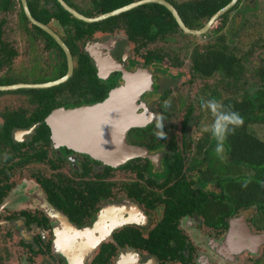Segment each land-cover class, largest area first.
Returning <instances> with one entry per match:
<instances>
[{
	"label": "flooded vegetation",
	"instance_id": "1",
	"mask_svg": "<svg viewBox=\"0 0 264 264\" xmlns=\"http://www.w3.org/2000/svg\"><path fill=\"white\" fill-rule=\"evenodd\" d=\"M70 1L76 6L73 7L82 12L83 14H85L86 12H95V9L93 7V0L92 6L90 5V8L77 5L73 0ZM18 2L20 10L22 8L24 11L21 0H18ZM10 3H12L11 7H9L8 9L0 8V11L9 12V10H12L15 7L16 2L15 0H10ZM33 17L36 18L34 15ZM27 19L28 21L22 20L20 16H18V19L16 21V27L20 29H18L17 31H13L10 30L8 27H4L5 25H7L6 19H4L5 21L2 24L1 39H3V41L7 43L9 47H12V49L17 52L16 57L19 54V48H17L16 40L18 37L17 35L23 30H26V32L32 31V36L35 37V39H41L44 42V46L48 49V51L54 50L53 52H56L57 55H60L57 48H51L48 46L45 36L42 33L38 32L34 27V25L36 24H34L28 17ZM36 19L39 20L38 18ZM57 23L59 27L64 28L58 21ZM46 24L49 25L55 32H57L63 39L64 35H62L61 30L58 31L54 27L56 25L52 20ZM117 30L123 31L126 39H128L132 43H135V41L129 38L128 34L126 33V29H124L122 26L116 27L113 31L117 32ZM96 32L102 33V31L100 30H97ZM96 32L94 33V35L96 34ZM94 35H92L93 37L91 36L92 38L88 37L85 41L77 40L79 52H81V54L88 53V56H90L94 66L97 68L99 76L101 72L95 64V59L92 56V53H96L98 55L102 54L103 56L104 54H106L107 57H104L101 61V71L105 72L107 69H109V77L111 75L119 76V78L117 79V83L112 88L124 82V73L122 72V70L113 68L116 66V60L120 62L122 67L125 65L128 71L130 72H127L126 76H132L133 74L131 73H136L138 68H149L151 70L152 84L149 85V88L140 92L139 96L133 101V110L135 112L144 113L147 108L145 114H151L147 118V121L144 125H131L129 131L127 132L126 138V145L142 147L144 149V151L142 152H146V154H133L127 159V161L116 166L95 159L87 153L78 152L66 146L56 144V142L52 139L50 124L47 122L46 119L49 114L46 116L45 121L49 125L50 129V142L46 143L45 141L39 140L31 144L32 134L34 133L35 127L38 125V122L32 123V125L29 127H20L15 128L14 130L12 129L11 131L13 140L16 144L18 143L20 145L13 146L12 144H5L0 141V194L3 193L0 199V241L6 246L4 247L3 245H0V264H79L77 263L74 257L75 255H78L79 252L78 249L72 248V243L81 244L79 249H81L82 252L85 251V253H83L84 261L81 264H91L92 259L99 251H101V246L104 243H109L115 246V253L110 256V258L105 262V264H196V259H203L202 264H211V261L208 258L210 254L208 244L199 240L200 238L198 232H202V236L205 235V237H212V229L219 230V234H227V238L229 237L230 231L233 234L236 233V240L230 237V254H241L236 258L233 264L260 263L261 257L264 253V213H262L255 204H252L248 207L239 206L231 213L228 211L227 208V211L225 213L229 214H225V220L223 219L220 221V223L217 224H214L210 218L207 219L206 215L201 214L197 211L182 214L175 221V224L176 228L182 232V239L186 241L185 248L183 249V255L185 256L184 260L174 261L169 259L168 257H162L160 255L158 256L156 253L151 252L148 248L145 247L139 248L130 245L121 246L117 243L114 238L115 232L120 231L126 226H132L136 228L145 239H150L154 237L158 240V242L167 240L163 239V237L166 238V233H157V231H168L165 225H163L160 230V225L162 222H164L165 213L173 209V207H175V205L179 204L178 202H180L176 198L177 196L175 194V190H178L179 188L177 185L179 178H182L187 182L194 181L196 185L201 186V188L206 191L212 189L218 190V188L212 182L206 183L205 186L202 187L200 183L202 179H196L198 173L203 170V168L205 169L206 166L202 165L201 167H199L194 165V156H192L193 158L189 157V155L193 153V150H191V145L189 142V139L191 138H188L185 132L187 131V123L191 120V114L189 115V119L187 120V122L184 121V118L181 121L182 135L180 140H178V138L174 134L169 135L167 133V130H165V127H163V116L167 115L170 110L177 107L170 101L171 92L169 91V88H166L165 92L162 93L160 96L161 99L157 103V106L161 112V115L156 117L158 110L153 108L149 96L153 97L154 95H160L161 86L159 73H164L163 66L161 65L164 56H162L161 59H152L150 62L147 63L145 58V55L147 53L146 52L142 56V60H131L128 58V55L125 52V46L120 44L122 39L112 41L110 46H106V43L102 42L100 39L94 38ZM8 36L10 38H7ZM12 36L16 40L15 42ZM31 40H34V38ZM93 42L95 44H92ZM142 46H139L138 49L135 46V52L140 51V47ZM152 50L162 52L161 50L157 49ZM166 56L168 57V55ZM60 58L61 59L59 61H54V65H52L47 60V65L50 68L54 69L55 72H59V68L62 67L61 55ZM73 59L75 68L78 61V54H73ZM178 62L179 60L177 58L175 64L173 65L180 64ZM194 67L195 66H193V69ZM66 72L67 69L63 75L51 78L50 80L60 78L64 76ZM197 73L201 76H206L201 72ZM217 73L220 72H215L213 75ZM151 86L153 87L152 89ZM112 88H110L109 91ZM205 89L210 91L209 95L211 98V90L208 87H205ZM16 90L11 91L15 92ZM106 97L100 101H103L104 99H106ZM84 104L71 107H64L74 108ZM161 106H164V108H161ZM192 110L193 109L191 108V111ZM19 111L24 112L25 115L27 114V110L24 108L10 110V112L13 113H19ZM5 112H8V110L2 112V122L0 123V126L3 123V113ZM31 113L29 115H31ZM137 127L151 128H149L145 133L141 134L140 137L136 138L133 131ZM30 128H32V130H30ZM155 128L160 133V136L151 135V132H153ZM149 135H151L149 138L143 139V137H148ZM154 145L156 146L152 147ZM196 146L197 142L193 147L195 153ZM61 147L73 150V152L66 154L64 151L61 150ZM42 149L47 154L44 160L37 158L36 155H33L35 151ZM175 149L177 151H180L181 156L183 158L181 160L182 166L181 168H179L180 175L177 177L174 175V172L172 170V166L174 163V157L172 155ZM52 150H54L53 153ZM51 153L53 154V156L51 155ZM85 156L90 157L88 158ZM200 156L201 158L203 157L201 153ZM73 158L75 159V161L73 163V167L71 168L68 166V163L70 159ZM90 158L94 159L93 162H90ZM202 159H204V157ZM96 160L101 161V164L94 162ZM87 161L91 164V170L89 174L83 173L82 168V164ZM148 161H150L151 166L148 165ZM46 162L49 163L50 166H52L51 164L53 163L54 165L51 168H53V170L55 169L56 172H54V174H51L50 176L43 173L34 174V187L37 188V194L34 198H37L39 200V203L34 204L32 203V201L30 202L27 199L24 200V198H21L18 193H15V195H11L10 197L9 193L13 187L9 182L11 181L10 176L16 169H21L22 166H25L28 163L41 164ZM67 168L71 171L65 170ZM95 181H98L103 185L102 189L100 190V193L103 196H100V202L98 204L97 209H94L89 216L82 215L83 220L81 221L75 219L78 218V215H72V213H70L71 206H69L68 209H66L65 207L62 208L58 205L57 202H53L49 198V195L52 194L55 197L62 196L63 199H66L67 195L64 189L66 191H69L70 188H73L75 189L74 193H77L81 191L82 184ZM24 195L29 197L26 192L24 193ZM117 202L124 203L125 206L128 207H125L127 213H124V210L120 211L124 216L128 217V215H130V213L128 212L130 210L129 207L134 206L133 208H136L138 212H141V210L144 212V217L142 216V219H134L135 217L131 218V220L134 221L133 223H126L122 226H118V228L113 230L110 235H105L107 231H105L106 227L104 226H106V224L102 225L103 228L101 231L98 230L95 226H89L90 222H92L94 225L97 224L96 222L98 218H100L102 215H105L106 207H108V204H111L109 206H112V204H117ZM74 203L80 204L81 199H75ZM46 206L51 207L52 210L47 209ZM252 206H256L257 211L251 217L247 216L244 212H242V210L249 209ZM138 207H140L141 209ZM53 212H56L57 215ZM108 213L114 214L113 224H119L120 222H122L123 217H118L112 210H109ZM58 220L61 221H59L58 223ZM190 222L192 223L190 224ZM164 223L166 224V222ZM188 224H190V226ZM81 230L83 233H85H82V236H80L81 233L77 232ZM99 233H101L100 236L98 235ZM224 235L220 237H223ZM251 235H253V238L251 237ZM93 236L99 238V240H92ZM243 236L247 237V242L242 248L238 249V247L240 246V244L237 243L240 242L238 240V237L242 239ZM15 238L18 240H16ZM171 238L172 237L169 236V243H162L167 246L169 244L170 246H172L173 241L171 240ZM211 239L219 240V238L215 239V237ZM75 240H77V243L75 242ZM13 241H16L20 244L19 247L22 248L21 253L15 251V249L7 248L8 244L6 243H12ZM252 244L253 246L250 248ZM91 249L93 250V254H89ZM124 249L126 250V252L122 253L121 250L123 251ZM166 249L169 250L168 247H166ZM138 252L144 253L143 259L135 255V253ZM259 253H262V255L257 256V254ZM229 263L230 262L226 264Z\"/></svg>",
	"mask_w": 264,
	"mask_h": 264
},
{
	"label": "trees",
	"instance_id": "2",
	"mask_svg": "<svg viewBox=\"0 0 264 264\" xmlns=\"http://www.w3.org/2000/svg\"><path fill=\"white\" fill-rule=\"evenodd\" d=\"M70 5L75 6L70 0H66ZM134 0H93L94 13L86 12L89 16H95L99 13L106 12L126 5ZM178 9L185 23L193 28L202 27L210 17L221 7L226 5L230 0H168ZM243 0L230 8L227 12L220 16L218 26L212 27L209 31L215 32V41L206 45L207 52L195 54L200 56V62H197L194 69L206 76H211L215 72L223 74L227 87L236 86V90L221 98L218 91L211 93V98L220 100L221 123L228 121V130L223 138L218 141L216 135L213 134V126L205 132L197 141L196 156L194 157V165L201 167L205 165V169L201 170L196 179L200 181L202 187L206 183L212 182L218 188L212 190H204L201 186L196 185L194 181L187 182L182 178L178 179V190H175L176 198L180 201L173 209L167 211L164 216L163 225L168 231L165 243H169V236L172 237V246H167L162 242H158L156 238L145 239L141 233L132 226H126L118 232H115L114 238L121 246L130 245L135 247H145L158 256L168 257L171 260H184L183 249L186 241L181 237L182 232L176 228L175 221L187 212L197 211L210 218L214 224L225 220V213H231L237 207H248L255 204L258 209L264 213V138L260 137L252 128L256 124L264 127V62L255 68L257 77L254 87L247 88L241 83L244 74L243 59L247 56L241 54L240 48L230 36V32L223 31L230 13L239 9L240 12L245 11L240 8ZM28 5L32 14L44 23H49L55 19L65 30L63 36L64 41L71 48L73 54H78V61L74 68V73L66 81L46 88H20L15 92L25 93L29 100L37 104L36 109L31 115H25L24 112H8L3 113V123L0 126V141L5 144H16L12 137V129L20 127H29L34 122H38L32 134V142L45 141L50 142V129L45 118L55 108L66 106H77L84 103H94L100 101L108 95L109 89L116 83L119 76H110L104 79L98 75L97 68L94 66L88 53L81 54L79 52L77 40L85 41L88 37L94 35L97 30L102 32H112L116 27H123L126 33L133 41L139 42V46L147 45L156 39H166L169 35L176 33H185L178 25L174 16L166 6L156 2L145 3L135 8L122 12L118 15L110 16L106 19L85 22L66 10L58 0H28ZM12 6L10 0H0V8L8 9ZM76 7V6H75ZM247 7V6H246ZM242 17L234 16L235 20H239L238 26L245 27L248 24L246 13H238ZM19 16L22 20L28 21L23 9L21 8ZM233 21L236 24V21ZM4 18L0 19V68L5 65H12L17 52L9 47L7 43L1 39L2 24ZM233 24V25H234ZM235 26V25H234ZM36 30L42 33L49 47L57 48L62 57V67L59 72H55L51 78L61 76L67 69L66 56L61 46L55 39L44 31L42 28L34 25ZM235 28V27H234ZM209 31L207 33H209ZM260 46L264 47V34L260 37ZM197 53V51H195ZM146 62L152 59H161L163 52L153 51L149 49L145 55ZM243 56V57H242ZM10 76V75H9ZM8 76V77H9ZM0 76V84L15 82L14 79ZM7 78V79H1ZM50 78V79H51ZM226 78V79H225ZM47 79V80H50ZM245 81V80H244ZM238 83L241 84V91L238 90ZM229 89V88H228ZM8 91H5V93ZM0 91V94H3ZM60 96V98H59ZM76 99V100H75ZM191 108L184 116L187 122ZM232 114L239 117L238 122H233ZM151 127H137L133 133L136 138L145 133ZM134 136V137H135ZM223 144V150L218 155L215 151L217 143ZM157 145V144H156ZM156 145L152 146L155 147ZM66 154L72 153L73 150L62 148ZM40 151V152H38ZM33 153L37 158L46 157V152L38 150ZM42 151V152H41ZM200 153L204 159L199 158ZM86 155V154H85ZM174 163L172 170L177 177L180 175L182 166V156L180 151L173 152ZM90 157V156H85ZM93 162V158H90ZM101 164V161H94ZM54 165L53 163L51 164ZM148 165L151 166L150 161ZM139 166V165H138ZM83 173L89 174L91 164L87 161L82 164ZM179 169V170H178ZM199 182V181H198ZM103 185L98 182H89L82 184L81 191L74 193L75 189L70 188L65 191L67 198L62 196L49 195L53 202H57L62 208L68 209L71 206L72 215H78L75 218L79 221L83 220V216H89L99 204L100 190ZM98 190V191H97ZM3 193L0 194V199ZM103 196V195H102ZM81 199V203H74L75 199ZM174 237V239H173ZM169 250L166 249V247ZM115 253V246L104 243L99 251L92 259L91 264H105V262Z\"/></svg>",
	"mask_w": 264,
	"mask_h": 264
},
{
	"label": "rangeland",
	"instance_id": "3",
	"mask_svg": "<svg viewBox=\"0 0 264 264\" xmlns=\"http://www.w3.org/2000/svg\"><path fill=\"white\" fill-rule=\"evenodd\" d=\"M73 1L75 2V4L80 5L82 7L90 8V5L92 6V0ZM15 2V7L12 10H9V12L0 11V18L6 19L7 22V25H5L4 27H8L10 30L13 31H17L18 29H20L16 27V21L19 16L18 14L20 6L18 0H15ZM240 8L245 11L240 12L239 9L232 11L230 13V18L228 19L223 31L230 32V36L235 40L234 42L240 48V51L242 52L241 54H245V56L247 55L242 61L245 71L243 74V78L241 79V83L244 84L247 88H250L254 87V82L256 83L257 81V77L254 73L255 68L260 66L264 62V47H261L259 45L261 43L260 37L264 34V0H243L240 5ZM244 12L246 13L249 21L245 27H240L238 26L240 21L235 20L234 16H238V18H240L242 17V15L238 13ZM234 20L236 21V24L233 23ZM52 21L56 25L54 27L58 31L61 30L62 35H65L64 29L58 26L57 21ZM219 22L220 21L217 20L212 25V27L218 26V24H220ZM212 27L210 29H212ZM32 34V31L26 32V30H23L17 35L18 37L16 40L17 48H19V54L16 58H14L12 65H5L0 68L1 77H8L10 75L8 78L14 79L15 82H44L54 75L55 70L50 68L47 64L49 61L52 65H54L56 61H59L61 59L60 55H57L56 52H53L54 50L48 51V49L44 46V42L41 39H35ZM215 37L216 35L214 31H209V33L200 35L189 33H176L174 35L167 36L166 39H159L150 42L147 45L140 47V51L135 52L134 48L138 45V42L132 43L131 41L126 39L123 31L117 30V32L113 31L110 33L96 32V34L94 35V38L100 39L102 42L106 43V46H110L112 41L122 39L120 44L125 46V52L128 55V58L131 60H142V56L149 49L161 50L164 53V58L161 63V65L163 66L164 73H159L161 86L160 95H154L153 97L149 96V99H151L150 102L153 105V108L158 110L156 117L160 116L161 112L157 106V103L161 99V94L165 92L166 88H169V91L171 92L170 101L177 107L174 106V109L170 110L167 115L163 116L162 123L163 127H165V130H167V133L169 135L174 134L178 138V140L181 139L182 135L181 121L187 113L188 108L193 109L191 111V120L187 123V131L185 132L186 136L188 138H191L189 139V142L191 145V150H193L194 153H191V155H189V157L191 158H193L192 156H196L193 148L196 142L202 136L205 135V132L210 129L216 122L217 118L221 116L220 100L210 98V91L206 90L205 87H208L211 92L214 90L218 91L221 98H224L227 94L236 90V86L227 87V82L224 80L225 76H223L221 73L206 77L199 75L193 69V66L197 65V62H200V56L197 57L196 61L195 54H200V52L206 54L208 49L206 45L211 42H214ZM7 38L10 37L8 36ZM12 38L14 39L13 36ZM33 38L35 42L34 40H31ZM16 40L14 39V42ZM92 44L95 43L93 42ZM195 51H197V53ZM166 55H168V57ZM177 58L179 60L178 63L180 64L173 65L175 64ZM1 79L5 80L7 78ZM237 86L238 90L241 91V84L238 83ZM36 106L37 104L32 103L29 98L25 95V93H19L14 91H8L6 93L4 92L3 94H0V123L2 122L1 114L5 110L24 108L27 110V115H29L35 109ZM162 107L164 108V106H161V108ZM252 128L260 137L264 138V127L256 124ZM151 135L160 136V133L155 128L154 131L151 132ZM151 135H149L148 137H143V139H147ZM53 152L54 150H52V153ZM52 153L51 155L53 156ZM74 161V158L70 159L68 166L72 168ZM51 167L52 166H50V164L47 162L41 164L28 163L25 166H22L21 169H16L10 176L11 181L9 182L13 186L12 190L9 193L10 197L11 195H15V193H18V195L21 198H24V200L27 199L30 202L32 201V203L34 204L39 203V200L37 198H34L37 194V188L34 187L35 181L33 177L34 174L38 173H43L48 176L54 174L56 170H53V168ZM65 170L71 171L68 168ZM25 192L28 194L29 197L24 195ZM109 205L111 204L107 205L108 207H106L105 215H102L100 218H98L96 222L97 224L94 225L92 222L89 223V226H95L100 231L103 228L102 225L106 224V226H104L106 227L105 231H107L105 235H110V233L116 228H118V226H122L126 223H133L134 221L131 220V218L133 217H135L134 219H142L141 217H144V212L142 210L141 212H138L136 208H133L134 206L129 207L130 210L128 212L130 213V215L126 217L122 214V212H120L124 210V213H127L126 208L128 207H126L124 203L117 202V204H112V206ZM46 207L47 209L52 210L51 207ZM109 210H112L118 217H123L122 222H120L119 224H113L114 214L108 213ZM256 211V206H252L249 209L242 210V212H244L247 216L250 217L254 215ZM53 213L57 215L56 212ZM59 221L61 220H58V223ZM191 223L192 222H190V224ZM190 224L188 225L190 226ZM211 231L212 237L209 236L210 238L208 236L205 237V235L202 236V232H198L200 238L199 240L208 244L210 250L208 258L211 261V264H226L228 262H230L229 264H233V262L238 256H240L241 253L230 254V247L227 241V234H219V230L217 229H212ZM77 232L81 233L80 236H82V230ZM100 234L101 233H99L98 235L100 236ZM222 235L224 236L220 237ZM213 237H215V239L219 238V240L211 239ZM92 240L98 241L99 238L93 236ZM75 242L77 243V240H75ZM6 244H8L7 248L15 249V251L21 253L22 248L19 247L20 244L18 242L13 241L12 243L9 242ZM0 245L6 247L5 244H3L1 241ZM80 246L81 244L79 243H72V248L78 249L79 254L75 255L74 257L77 263L79 264L84 261L83 253H85V251L82 252L81 249H79ZM121 252H126V250H121ZM143 254V252L135 253V255L139 256L142 259L144 258ZM258 255H262V253L257 254V256ZM202 260L203 259H196V264H202ZM263 263L264 253L261 257L260 263L258 264Z\"/></svg>",
	"mask_w": 264,
	"mask_h": 264
},
{
	"label": "water",
	"instance_id": "4",
	"mask_svg": "<svg viewBox=\"0 0 264 264\" xmlns=\"http://www.w3.org/2000/svg\"><path fill=\"white\" fill-rule=\"evenodd\" d=\"M58 1L72 15L81 20H84L85 22L103 20L110 16L118 15L122 12L135 8L139 5L150 2H156L163 4L168 8V10H170L175 20L177 21L179 27L185 33L198 35L206 33L212 27V25L220 18L221 15L227 12L238 2V0H230L226 5L217 10L202 27L193 28L185 23L178 9L175 7L174 4H172L168 0H134L126 5L100 13L96 16H88L83 14L82 12L71 6L65 0ZM21 2L27 17L34 24L48 32L64 50L67 58V72L64 76L60 78L45 82H15L0 84V91H11L20 88L51 87L66 81L69 77H71L74 71V59L69 46L63 41L61 36L57 32H55L49 25L33 17L29 10L27 0H21ZM92 56L95 59L96 66L101 72L100 77L104 79L108 78L110 75V70L107 69L105 72L101 71V61L104 57H107L106 54H104L103 56L102 54L98 55L96 53H92ZM113 68L122 70V72L124 73V82L112 88L109 91V94L106 99L100 102H96L94 104H84L74 108H65L64 106H61L55 108L47 116L46 119L47 122L50 124L52 139L56 142V144L66 146L78 152L87 153L91 157L101 160L104 163L117 166L127 161V159L133 154H146V152H142L144 151L142 147L126 145V138L127 132L129 131L131 125H144L147 121V118L151 114H145L147 108L144 113L134 112L135 114H133L134 107L131 106V100L134 101V99L139 96L140 92L150 87L149 85L152 84V74L149 68H138L136 73H131L133 74L132 76H126L127 72H129L128 69L125 65L122 67L120 62L117 60L116 66ZM139 70H144V72L141 73V79L137 88L133 82L138 80V78L140 77L137 75V72ZM152 88L153 87L151 86V89ZM120 98L122 104L119 101ZM127 104L129 108H125ZM124 112L126 114V117H122V119H125V126L123 127L122 131L118 133L116 132L118 131V116H120ZM30 130H32V128H30ZM230 237H232L234 240L237 239L236 233L233 234L230 231L229 237L227 238L228 243H230ZM251 237L253 238V235H251ZM238 240L240 241L237 242L240 244L238 249H240L247 242V237L243 236L242 239L238 237ZM252 246L253 244L250 246V248ZM93 250L91 249L89 254H93Z\"/></svg>",
	"mask_w": 264,
	"mask_h": 264
},
{
	"label": "clouds",
	"instance_id": "5",
	"mask_svg": "<svg viewBox=\"0 0 264 264\" xmlns=\"http://www.w3.org/2000/svg\"><path fill=\"white\" fill-rule=\"evenodd\" d=\"M209 103H213V102H209ZM232 120L233 122H238L239 117L236 116L235 114H232ZM227 130H228V121L225 120L223 123H221V120L217 118L216 122L213 125L212 131L213 134L216 135L218 141H220L223 138ZM222 150H223V144L218 142L216 144L215 151L219 155L222 152Z\"/></svg>",
	"mask_w": 264,
	"mask_h": 264
},
{
	"label": "bare ground",
	"instance_id": "6",
	"mask_svg": "<svg viewBox=\"0 0 264 264\" xmlns=\"http://www.w3.org/2000/svg\"><path fill=\"white\" fill-rule=\"evenodd\" d=\"M142 72H144V70H139L138 72H137V75L138 76H140L139 78H138V80H136V81H134L133 83L135 84V86L138 88V84H139V81H140V79H141V73ZM133 96V95H132ZM132 99V98H131ZM135 100V99H134ZM119 101L121 102V104H122V101H121V98L119 99ZM130 103V102H129ZM128 103V104H129ZM128 104H127V106L125 107V108H129V106H128ZM122 106H124V105H122ZM131 106H134V102H133V100H131ZM133 111V110H132ZM135 111H133V114H135L134 113ZM121 117V118H120ZM122 117L123 118H125L126 117V114H125V112L124 113H122L120 116H118V118H119V122H118V131H116V132H121L122 131V129H123V127L125 126V119H122Z\"/></svg>",
	"mask_w": 264,
	"mask_h": 264
}]
</instances>
